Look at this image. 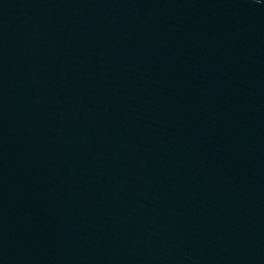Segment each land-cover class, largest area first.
<instances>
[{"label":"water","instance_id":"95a60500","mask_svg":"<svg viewBox=\"0 0 264 264\" xmlns=\"http://www.w3.org/2000/svg\"><path fill=\"white\" fill-rule=\"evenodd\" d=\"M0 264H264V0H0Z\"/></svg>","mask_w":264,"mask_h":264}]
</instances>
